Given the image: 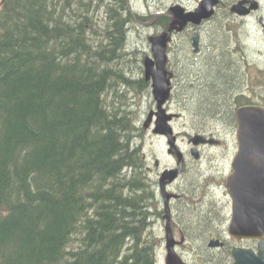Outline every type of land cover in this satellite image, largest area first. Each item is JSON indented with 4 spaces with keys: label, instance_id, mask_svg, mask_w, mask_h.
I'll use <instances>...</instances> for the list:
<instances>
[{
    "label": "trees",
    "instance_id": "16d2710c",
    "mask_svg": "<svg viewBox=\"0 0 264 264\" xmlns=\"http://www.w3.org/2000/svg\"><path fill=\"white\" fill-rule=\"evenodd\" d=\"M147 19L129 0H0V264H156L164 213L137 144L150 83L140 66L133 77L139 53L127 47L129 25ZM224 46L192 70L180 61L170 100L190 97L193 117L236 128V109L264 105V87L240 92L243 67ZM178 220L203 241L208 215L183 202Z\"/></svg>",
    "mask_w": 264,
    "mask_h": 264
},
{
    "label": "rangeland",
    "instance_id": "374dc122",
    "mask_svg": "<svg viewBox=\"0 0 264 264\" xmlns=\"http://www.w3.org/2000/svg\"><path fill=\"white\" fill-rule=\"evenodd\" d=\"M200 1L201 0H129L132 13L148 18L145 21H139L138 24L132 23L129 25L127 47L130 51L136 50L139 53L137 55V62L134 63L133 67L135 71L133 77L136 75L141 76V74H139V66L142 67L141 69L143 71L142 60H144L145 57H151L148 38L159 35L162 32L160 29L153 28V18L166 14L168 8L176 5L181 6L186 11H193ZM222 1L225 0H220V2ZM237 1L238 0H234L229 8ZM254 1L258 3L259 8L248 17L239 18L231 13L226 14L224 10L217 7L215 11L216 18L214 20H209L197 28L190 27L187 29L188 32L173 34V39L169 44L170 52L167 49V63L170 64L168 67L172 66L176 68L178 74H180L179 68H181V66L179 62L181 61L182 63L188 58V63H184V65L187 69L190 68V70H192L194 65H192L190 61L197 63L204 55V51H209L210 47L214 44H219L220 46L225 45V50L229 52L228 55L243 67L241 69V74L244 77V85L240 92L247 96H252L253 92L258 93L260 88L264 87V0ZM150 17H152V19H150ZM194 32H198L200 35V51L198 54L192 52L190 45L189 37H192ZM187 33L190 34L189 37ZM177 54L180 56L179 59ZM199 68L200 66H198V69ZM181 73L183 74V72ZM181 80L180 76H178L177 84L179 88L182 83L179 82ZM188 99H190V97L185 99L174 97L166 105L167 111L176 115L170 125L174 134L179 135L178 138L176 137V145L179 150L184 152L188 151V137L185 133L191 135L190 137L196 134L206 136L214 135L213 138L220 141L222 147L207 146L203 148L201 161L199 163H190L196 167L195 169H198L199 174L191 170L190 173L181 175L178 182L180 185H183V191L196 192L192 185L196 184L197 186H202L208 192L207 195L210 196L213 205H216L217 209L225 207L228 212L230 206L228 195H226L227 193L223 186V180L228 176L231 170L230 165L237 150L235 128L215 118L206 119L205 122H203V120L199 121L198 118L193 117L188 111L185 104ZM136 101L140 102L142 106L139 110L137 122V126L142 128V131H140V137H137V144H140L142 157L145 159V163L152 168V176L155 178V161H158L160 170L162 171L164 169L166 170L167 167L170 168L175 165V159L169 157L167 154L168 147L166 139L153 134L152 128L145 129L143 127L147 114L150 111H155V102L151 95V89L149 90V94H145L144 97H140L136 99ZM198 181L199 183L197 184ZM187 184H189L188 188H186ZM207 206L208 205H206V207ZM216 223L219 225L217 220L215 221V224ZM153 226L155 233L162 240V243L157 249L156 264H165L166 251L165 242L163 241L165 235L164 221L162 219L156 221L155 219ZM178 234L180 233L178 232ZM195 244L199 246V249L203 250L204 246H202V243ZM185 246L187 245L181 246L179 250L182 252H189V250L195 249L194 246H188L189 248ZM184 254L187 255L188 253ZM204 255L207 256L205 253Z\"/></svg>",
    "mask_w": 264,
    "mask_h": 264
},
{
    "label": "water",
    "instance_id": "95a60500",
    "mask_svg": "<svg viewBox=\"0 0 264 264\" xmlns=\"http://www.w3.org/2000/svg\"><path fill=\"white\" fill-rule=\"evenodd\" d=\"M220 0H201L193 11H186L179 5L168 8L170 24L166 31L148 38L151 57L143 60L145 81L150 82L151 95L155 102V111L148 113L143 127H152V133L164 137L167 151H177L178 161L182 154L177 150L176 135L170 125L176 115L169 113L166 104L171 96V74L167 68V49L174 33H181L188 26L200 27L215 14ZM254 0H238L229 8V12L239 18L249 16L258 10ZM262 23V22H261ZM192 52L200 51V35L194 32L191 38ZM236 144L237 150L231 162V172L226 177L225 190L231 201L232 215L229 234L240 239H260L259 252L256 256L251 250L234 249L232 255L235 264H264V106L244 105L236 109ZM214 138L194 135L189 138L193 146L192 155L198 159L195 149L200 145H215ZM158 165V161H155ZM178 171L166 169L160 175V193L165 211V263L175 259L174 241L170 228L169 195L164 188L165 182H172ZM216 243H210L213 247Z\"/></svg>",
    "mask_w": 264,
    "mask_h": 264
},
{
    "label": "flooded vegetation",
    "instance_id": "af4514ba",
    "mask_svg": "<svg viewBox=\"0 0 264 264\" xmlns=\"http://www.w3.org/2000/svg\"><path fill=\"white\" fill-rule=\"evenodd\" d=\"M190 45H191V37H190ZM168 71L171 74V88L173 89V86L177 84L178 76L181 77L182 74H178L177 69L172 66L168 67ZM185 135L188 137V151L185 152L181 151L177 147V150L182 154L181 161H178L177 151L173 150L170 153L167 151L168 156L175 159V165L171 166L170 168L167 167L166 169L178 171L175 180H173L172 182L167 181L164 184V188L166 189L169 195L168 208L170 211V228H171L172 238L174 241V252H175V259L174 262H172L171 264H235V258L232 255V251L234 249L251 250L253 254L257 256L259 252L260 239H240V238L232 237L229 234V225L232 215L231 201L229 197L228 200L230 207L228 208V212H227L225 207H221L217 209L216 205H213L210 196L207 195L208 192L200 185L198 186L196 184L192 185L193 189L196 192L183 191V185H180L178 180L181 175L185 173H190L191 170L192 172H196L199 174L198 169H195L196 167L190 163L191 162L199 163L201 161V158L203 156L202 149L207 146L222 147V143L218 140H217L218 143L215 145H207V144L200 145L195 148L198 152V159H196L191 153L193 150V146L189 144V137L191 135L187 133H185ZM178 136L179 135H177L176 137L178 138ZM203 136L205 138L214 137V135H210V136L203 135ZM187 159H189L190 161ZM154 170L156 171L155 188L159 200L158 211L163 212L165 214L164 202L162 195L160 193V175L165 169L161 171L159 164L156 165L154 163ZM226 177L223 180V186H225ZM198 183L199 181L197 182V184ZM188 185L189 184L186 185V188H188ZM183 202L191 205L190 206L191 213L208 215L210 225L206 226L204 239L201 242L202 245L204 246L203 250L199 249V246L195 244L196 242L194 241L193 237L187 235L186 231L189 225L187 223L178 220L179 207ZM206 205L208 206L206 207ZM164 214L162 218L163 221H164ZM216 220L219 222V225L217 223L215 224ZM193 225L198 226L197 223ZM178 232L180 234H178ZM163 241H165V239H163ZM210 243H216V245L210 247L209 246ZM184 245H187L185 246L186 248H189L188 246H194L195 249H191L189 250V252H182L179 250V248ZM184 253H188V254L186 255ZM190 253L192 256L190 255ZM204 253L207 254V256H205Z\"/></svg>",
    "mask_w": 264,
    "mask_h": 264
},
{
    "label": "bare ground",
    "instance_id": "6f19581e",
    "mask_svg": "<svg viewBox=\"0 0 264 264\" xmlns=\"http://www.w3.org/2000/svg\"><path fill=\"white\" fill-rule=\"evenodd\" d=\"M175 35V34H174ZM174 35H172V39H173V36ZM172 41V40H171ZM178 84H175L173 87H176ZM178 88H179V86H178ZM173 90V89H172ZM71 240V239H70Z\"/></svg>",
    "mask_w": 264,
    "mask_h": 264
}]
</instances>
